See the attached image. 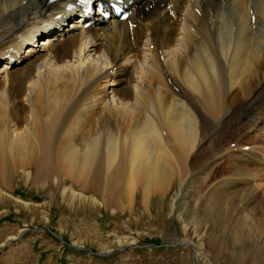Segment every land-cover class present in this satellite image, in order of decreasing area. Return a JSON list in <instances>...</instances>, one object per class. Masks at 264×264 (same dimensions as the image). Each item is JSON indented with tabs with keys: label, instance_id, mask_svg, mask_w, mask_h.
<instances>
[{
	"label": "bare ground",
	"instance_id": "1",
	"mask_svg": "<svg viewBox=\"0 0 264 264\" xmlns=\"http://www.w3.org/2000/svg\"><path fill=\"white\" fill-rule=\"evenodd\" d=\"M131 1L101 22L62 0H0V193L23 173L114 211L140 192L149 210L196 169L226 174L198 200L252 237L235 262L264 264V0Z\"/></svg>",
	"mask_w": 264,
	"mask_h": 264
},
{
	"label": "rangeland",
	"instance_id": "2",
	"mask_svg": "<svg viewBox=\"0 0 264 264\" xmlns=\"http://www.w3.org/2000/svg\"><path fill=\"white\" fill-rule=\"evenodd\" d=\"M41 38L43 36L38 37L37 42ZM95 57L100 58L99 54ZM202 170L196 169V174L192 176L194 180H188L186 189L179 188L175 183L166 197L153 196L149 204L150 211L142 204L140 192L136 194L134 204L129 205L131 208L127 206L126 210L121 211L119 208L114 211L100 203L94 204L91 200L72 198L71 189L70 195L65 196V187L76 188L68 181L59 187L60 183L51 179L45 183L46 186L44 184L37 188L23 173L16 174L13 187L2 188L3 193H0V264H36L37 258H47L52 261L47 264H53L54 257L59 254L60 264H240L233 258L236 252L248 257L255 249L252 237H246L245 242L241 241L242 238L239 240L238 237L243 236L233 230L237 224H230L231 218L223 215L222 210L227 208L211 206L212 202L208 199L199 202L197 197L200 192L204 194L208 191L210 181L224 182L228 176L216 172L210 175L207 169ZM237 172L231 177H241V172L238 175ZM198 177L202 181L201 185L197 182ZM189 184L194 186L190 187ZM76 190L80 192V189ZM238 205L234 209L241 211L242 206ZM258 207L254 206L256 209ZM179 214L183 219H180ZM236 218L235 215L237 221ZM241 221L239 225L243 224ZM185 224L188 225L186 229ZM24 227L29 229L20 239L15 240ZM34 227L45 229L30 230ZM51 234L63 242L49 240ZM42 235H45L43 239ZM210 235L215 236L220 244L225 243V249L220 250L222 254L209 249ZM7 241L9 244L1 247ZM201 244H204L203 247ZM261 258L264 259V256L256 255L254 259Z\"/></svg>",
	"mask_w": 264,
	"mask_h": 264
},
{
	"label": "crops",
	"instance_id": "3",
	"mask_svg": "<svg viewBox=\"0 0 264 264\" xmlns=\"http://www.w3.org/2000/svg\"><path fill=\"white\" fill-rule=\"evenodd\" d=\"M45 237V235H42V239ZM50 240V239H49ZM44 241H47L46 239H44ZM43 250H46V248H44ZM41 255V254H39ZM53 256V254H52ZM34 260H35V257H34ZM36 264H47V263H51L52 261L51 260H47V258H44L43 260L37 258L36 260ZM60 264V254L56 257H54V260H53V264Z\"/></svg>",
	"mask_w": 264,
	"mask_h": 264
}]
</instances>
